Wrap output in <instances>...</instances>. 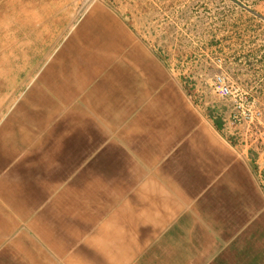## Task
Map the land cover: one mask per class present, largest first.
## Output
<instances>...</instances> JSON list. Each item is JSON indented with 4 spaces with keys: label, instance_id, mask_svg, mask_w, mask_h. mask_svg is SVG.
<instances>
[{
    "label": "crops",
    "instance_id": "1",
    "mask_svg": "<svg viewBox=\"0 0 264 264\" xmlns=\"http://www.w3.org/2000/svg\"><path fill=\"white\" fill-rule=\"evenodd\" d=\"M132 16L0 0V264H264L263 114L182 94Z\"/></svg>",
    "mask_w": 264,
    "mask_h": 264
},
{
    "label": "rangeland",
    "instance_id": "2",
    "mask_svg": "<svg viewBox=\"0 0 264 264\" xmlns=\"http://www.w3.org/2000/svg\"><path fill=\"white\" fill-rule=\"evenodd\" d=\"M110 1L133 15L141 43L182 94H210L217 100V81L224 79L235 94H255L250 102L261 115L254 120H262L264 0H194L198 9L172 27L165 25V0Z\"/></svg>",
    "mask_w": 264,
    "mask_h": 264
},
{
    "label": "built area",
    "instance_id": "3",
    "mask_svg": "<svg viewBox=\"0 0 264 264\" xmlns=\"http://www.w3.org/2000/svg\"><path fill=\"white\" fill-rule=\"evenodd\" d=\"M90 2H96L101 0H89ZM218 86L217 89L221 93V95L225 98H234L237 97V99L242 94H235V91L233 90V87L230 86L228 83L224 81V79L218 78ZM245 100L240 101L241 104L237 105V110L240 113L233 115V121L238 122L242 121L243 119L246 121L253 120L255 116H260L261 113L257 110H253V108L250 110L251 107H253V103L250 102V98L246 96V94L242 95ZM247 107V109H246Z\"/></svg>",
    "mask_w": 264,
    "mask_h": 264
}]
</instances>
